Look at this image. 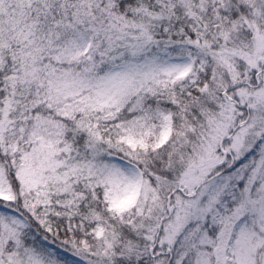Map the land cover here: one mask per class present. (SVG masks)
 Segmentation results:
<instances>
[{"label": "snow or ice", "instance_id": "6c2138e0", "mask_svg": "<svg viewBox=\"0 0 264 264\" xmlns=\"http://www.w3.org/2000/svg\"><path fill=\"white\" fill-rule=\"evenodd\" d=\"M0 264H264V0H0Z\"/></svg>", "mask_w": 264, "mask_h": 264}]
</instances>
